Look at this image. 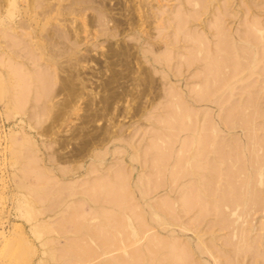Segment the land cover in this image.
Segmentation results:
<instances>
[{
  "label": "rangeland",
  "instance_id": "rangeland-1",
  "mask_svg": "<svg viewBox=\"0 0 264 264\" xmlns=\"http://www.w3.org/2000/svg\"><path fill=\"white\" fill-rule=\"evenodd\" d=\"M263 35L264 0H0V264H264Z\"/></svg>",
  "mask_w": 264,
  "mask_h": 264
},
{
  "label": "bare ground",
  "instance_id": "bare-ground-1",
  "mask_svg": "<svg viewBox=\"0 0 264 264\" xmlns=\"http://www.w3.org/2000/svg\"><path fill=\"white\" fill-rule=\"evenodd\" d=\"M193 1H195V0H193ZM195 3H197V2H195ZM199 3H200V2H199ZM222 17H223V16H222ZM222 17H220L219 19L221 20ZM196 18H197V17H196ZM219 19H218V20H219ZM218 20H217V21H218ZM182 21H183V20H182ZM255 22H257V21H255ZM255 22H253V24H255ZM183 23H185V22H183ZM219 23H220V21H219ZM256 24H257V23H256ZM216 25H218V24H216ZM219 26H220V25H219ZM219 26H218V27H219ZM222 26H223V25H222ZM256 26L259 27L258 30H259L260 32L263 33V29H262L260 26H258V25H256ZM256 26H255V29H257ZM227 28H228V27H227ZM218 29H219V28H218ZM250 29H251V28H250ZM219 30H222V29H219ZM250 31H251V30H250ZM250 31H249V32H250ZM223 32H224V31H223ZM252 32H253V31H252ZM220 33H221V32H219V35H220ZM226 33H227V32H226ZM226 33H225V36H227ZM258 33H259V32H258ZM262 33H260V34H262ZM223 34H224V33H223ZM249 34H250V33H249ZM252 35H254V34H252ZM256 35H257V34H256ZM217 36H218V35H217ZM223 36H224V35H223ZM253 37H254V36H253ZM263 37H264V35H263ZM224 38H225V37H224ZM224 38H223V37L221 38V39H222V42H221L222 45H223V42H226V41H224V40H227V38H225V39H224ZM235 38H236V37H235ZM235 38H234V39H235ZM256 38H257V37H256ZM256 38H255V39H256ZM191 39H192V38H191ZM218 39H219V38H218ZM259 39H260V38H259ZM199 40H200V39H199ZM202 40H204V38L201 39L200 42H202ZM227 41H228V40H227ZM236 41H237V40H236ZM263 41H264V38H263ZM203 42H204V44L207 43V42H205V40H204ZM201 44H202V43H201ZM207 44H208V43H207ZM216 44H217V43H216ZM226 44H227V46H224V47H228V42L225 43V45H226ZM261 44H262V43H261ZM200 46H201V45H200ZM206 46H207V45H203V47H206ZM214 46H215V45H214ZM219 46H221V45H219ZM229 46H230V45H229ZM245 46H246V45H245ZM249 46H250V45H249ZM203 47H201V48H202V51H203ZM207 47H208V46H207ZM207 47H206V48H207ZM201 48H200V50H201ZM237 48H238V47H237ZM221 49H222V46H221ZM224 49H225V48H224ZM227 49H228V48H227ZM227 49H225V50L227 51ZM205 50H206V49H205ZM222 50H223V49H222ZM250 50H251V49H250ZM192 51H194V50H192ZM192 51H191V52H192ZM207 51H208V49H207ZM209 51H210V50H209ZM228 51H229V50H228ZM240 51H241V50H240ZM251 51H252V50H251ZM211 52H212V51H211ZM217 52H218V51H217ZM217 52H215L216 55H217ZM201 53H202V52H201ZM205 53L207 54L206 51H205ZM209 53H210V52H209ZM219 53H220V55L222 56L221 58H223V57H224V56H223L224 53H223V55H222L221 52H219ZM219 53H218V54H219ZM226 53H227V52H226ZM259 53H260V52H259ZM206 54H205V55H206ZM210 54H211V53H210ZM210 54H209V55H210ZM230 54H231V52H230ZM241 54H242L243 56L245 55V54H243V53H241ZM192 55H193V54H192ZM205 55H203V57H204ZM207 55H208V54H207ZM209 55H208V56H209ZM226 55H228V54H226ZM200 56H201V55H200ZM211 56H212V55H210L209 57L213 59V57H211ZM218 56H219V55H218ZM232 56H233V55H232ZM250 56H251V55H250ZM250 56H248L249 59H250ZM259 56H260V55H259ZM226 57H227V56H225V58H226ZM190 58H191V57H190ZM206 58H207V57H206ZM206 58H205V59H206ZM221 58H219V59H221ZM228 58H229V56H228ZM228 58H227V60H229ZM243 58H244V57H243ZM245 58H247V55H246ZM195 59H196V58H195ZM201 59H202V58H201ZM230 60H231V59H230ZM7 61H8V60H7ZM188 61H189V59H188ZM213 61H214V60H213ZM225 61H226V60H225ZM233 61H235V60H233ZM9 62H10V61H9ZM255 62H256V61H255ZM210 63H213V62H210ZM231 63H232V61H231ZM234 63H236V62H234ZM242 63H244V61H243ZM257 63H258V62H257ZM9 64H10V63H9ZM228 64H229V62H228ZM228 64H227V66H228ZM11 65H12L11 67H12V69H13V73H14V74H17V75H18V74L20 75L19 70H20L21 68L18 67L19 70H17V65H16V64H15V65H14V64H11ZM225 65H226V64H225ZM233 65H234V64H233ZM238 65H239V64H238ZM241 65H242V64H241ZM215 66H216V65H215ZM235 66H236V65H235ZM8 67H9V65H8ZM220 67H221V66H219V68H220ZM229 67H230V65H229ZM249 67H250V66H249ZM213 68H214V67H213ZM225 68H226V67H225ZM231 68H232V67H231ZM231 68H230V71H231L232 73H235V71L232 70V69L235 68V67L233 66V68H232V69H231ZM242 68H244V67L242 66V67H241V70H243ZM250 68H251V67H250ZM26 69H27V68H26ZM210 69H212V68H210ZM220 69H221V68H220ZM237 69H238V66H237ZM214 70H215V69H214ZM223 70H224V69H223ZM225 70H227V69H225ZM248 70H249V69H248ZM238 71H239V70H238ZM213 72H214V71H213ZM245 72H246V71H245ZM247 72H248V71H247ZM210 73H211V72H210ZM225 73H226V72H225ZM227 73H228V72H227ZM238 73H239V72H238ZM42 74H43V73H42ZM207 74H208V73H207ZM213 74H214V73H213ZM230 74H231V73H230ZM230 74H229V75H230ZM251 74H254V73H251ZM22 75H23V74H22ZM29 75H31V74H29ZM35 75H36V74H35ZM43 75H44V74H43ZM219 75H220V74H219ZM245 75H246V74H245ZM23 76H24V75H23ZM32 76H34V75H32ZM44 76H45V75H44ZM46 76H48V75H46ZM46 76H45V77H46ZM212 76H213V75H212ZM225 76H226V75H225ZM246 76H249V75H246ZM45 77H44V78H45ZM219 77H220V76H219ZM219 77H218V78H219ZM221 77H222V76H221ZM226 77H227V76H226ZM32 78H35V76L32 77ZM44 78H43V79H44ZM48 78H49V77H48ZM211 78H212V77H211ZM211 78H210V79H211ZM214 78H215V77H214ZM240 78H241V77H240ZM240 78H239V79H240ZM43 79H42V80H43ZM49 79H51V78H49ZM208 79H209V78H208ZM222 79H223V78H222ZM222 79H221V80L219 79V80L222 81ZM243 79L246 80V77L243 78ZM243 79H242V80H243ZM22 80H24L23 77H22ZM45 81H46V80H45ZM237 81H238V80H237ZM17 83H18V82H17ZM30 83H31V85H32V81H30ZM234 83H236V82H234ZM19 84H20V83H18V86H20ZM24 84H25V83H24ZM230 84H231V82H230ZM29 85H30V84H29ZM46 85H48V84H46ZM208 85L210 86V85H212V83H211V84H208ZM214 85H215V84H214ZM7 86H8V85H7ZM16 86H17V84H16ZM24 86H25V85H24ZM24 86H23V88H24ZM36 86H37V85H36ZM209 86H208V87H209ZM227 86L229 87L228 83H227ZM230 86H231V85H230ZM232 86H233V85H232ZM10 87H11V86H10ZM29 87L32 88L31 86H29ZM29 87H27L28 90H29ZM40 87H41V86H40ZM42 87H43V86H42ZM202 87H203V86H202ZM211 87H212V86H211ZM220 87H221V85H220ZM234 87H235V86H234ZM234 87H233V88H234ZM35 88H36V87H35ZM35 88H34V89H35ZM24 89H25V88H24ZM42 89H45V88H42ZM42 89H41V90H42ZM201 89H202V88H201ZM204 89H205V88H204ZM213 89H214V88H213ZM225 89H226V88H225ZM37 90H38L37 92L39 93L40 90H39V89H37ZM46 90H47V88H46ZM202 90H203V89H202ZM209 90H210V89H209ZM16 91H17V92H20V91H18V90H16ZM34 91H36V90H34ZM47 91H48V90H47ZM203 91H204V90H203ZM207 91H208V90H207ZM210 91H211V90H210ZM49 92H50V91H48L47 94H49ZM225 92H226V91H225ZM208 93H209V92H208ZM211 93H212V92H211ZM22 94H23V93H22ZM24 94H25V93H24ZM44 94H45V93H44ZM225 94H226V93H225ZM229 94H230V93H229ZM254 94H256V91H255ZM254 94H253V95H254ZM45 95H46V94H45ZM45 95H44V96H45ZM200 95H201V97H202V94H200ZM203 95H204V94H203ZM205 95H206V94H205ZM251 95H252V94H251ZM253 95H252L251 98H253ZM207 96H208V95H207ZM249 96H250V95H249ZM254 96H255V95H254ZM16 97H18V96L16 95ZM255 97H256V96H255ZM22 98H23V97H22ZM22 98H21V99H22ZM45 98H46V96H45ZM13 99H14V98H13ZM19 99H20L19 97H18V98H15V99H14V100H15L14 103L17 104V102H18L17 100H19ZM253 99H254V98H253ZM258 99H259V98H258ZM23 100H24V98H23ZM254 100H255V99H254ZM12 101H13V100H12ZM16 101H17V102H16ZM25 101H26V100H25ZM216 101H217V99H216ZM250 101H251V99H250ZM250 101H249V102H250ZM252 101H253V100H252ZM20 102H21V101H19L18 103H20ZM23 102H24V101H23ZM181 102H182V101H181ZM212 102H213V101H212ZM219 102H220V101H219ZM245 102H246V101H245ZM247 102H248V100H247ZM249 102H248V103H249ZM14 103H13V106H14ZM221 103H222V102H221ZM253 103H254V102H253ZM182 104H183V102H182ZM259 104H260V103H259ZM184 105H185V104H184ZM186 105H187V104H186ZM247 105H248V104H247ZM255 105H256V104H255ZM17 106H18V108H19V107L21 106V104H20V105L17 104ZM179 106H180V104H179ZM252 106H254V105L252 104ZM184 108H185V107H184ZM247 108H248V107H247ZM256 108L259 109L258 107H256ZM19 109H20V108H19ZM245 109H246V108H245ZM249 109H252V111L254 110L253 108H249ZM233 110H234V109H233ZM180 111H181V110H180ZM203 111H204V110H203ZM235 111H237V110H235ZM250 111H251V110H250ZM250 111H249V114L251 113ZM258 111H259V110L255 111V112H258ZM183 112H184V111H183ZM208 112H209V111H208ZM241 112H242V111H241ZM243 112H244V111H243ZM260 112H261V113H260V115H261V114H262V111H260ZM177 113H178V112H177ZM185 113H186V112H185ZM209 113H210V112H209ZM258 113H259V112H258ZM181 114H183V113H181ZM193 114H194V113H193ZM195 114H196V112H195ZM238 114H239V112H238ZM251 114H252V113H251ZM263 114H264V113H263ZM183 115H184V114H183ZM189 115H190V112H189ZM201 115H202V114H201ZM216 115H217V114H216ZM231 115H233V114H231ZM231 115H230V116H231ZM252 115H253V114H252ZM254 115H255V113H254ZM256 115H257V113H256ZM256 115H255V116H256ZM260 115H258V116H260ZM176 116H177V115H176ZM176 116H174V117H176ZM178 116H179V115H178ZM184 116H185V115H184ZM184 116H183V117H184ZM234 116H235V115H234ZM239 116H240V115H239ZM239 116H238V117H239ZM258 116H256V117H258ZM261 116H262V115H261ZM250 117H252V116L250 115ZM184 118H186V117H184ZM190 118H191V117H190ZM200 118H201V117H200ZM210 118H211V117H210ZM229 118H231V117H229ZM243 118H244V117H243ZM247 118H248V117H247ZM253 118H255V117L253 116ZM253 118L249 120V125H248V126H252ZM186 119H187V118H186ZM211 119H212V118H211ZM225 119H226V118H225ZM248 119H249V118H248ZM248 119H247V120H248ZM191 120H193V118H192ZM200 120H201V119H200ZM196 121H197V118H196ZM229 121H230V120H229ZM238 121H239V120H238ZM244 122H245V121H244ZM176 123H177V122H176ZM176 123H175V124H176ZM224 123H225V122H224ZM229 123H231V122H229ZM242 123H243V122H242ZM188 124H189V123H188ZM193 124H194V122H193ZM208 124H209V122H208ZM208 124H207V125H208ZM211 124H212V123H211ZM239 124H240V123H239ZM246 124H247V123H246ZM258 124H259V122H258ZM258 124H257V125H258ZM171 125H172V124H171ZM191 125H192V124H191ZM229 125H230V124H229ZM254 125H255V124H254ZM174 126H177V128H178V125H174ZM243 126H244V124H243ZM245 126H246V125H245ZM248 126H247V127H248ZM193 127H194V126H193ZM195 127H196V126H195ZM207 127H208V126H206V128H207ZM236 127H237V126H236ZM247 127H246V128H247ZM190 128H191V127H190ZM198 128H199V127H198ZM211 128H212V127H211ZM218 128H219V127H218ZM250 128H251V127H250ZM250 128H249V129H250ZM188 129H189V126H188ZM199 129H201V128H199ZM208 129H210V128H208ZM214 129H215V127H214ZM251 129H252V128H251ZM257 129H258V127H257ZM184 130H185V129H184ZM216 130H218V129H216ZM193 131H194V130H193ZM220 131H222V130H220ZM251 131H252V130H251ZM251 131H250V133H251ZM177 132H178V131H177ZM253 132H254V130H253ZM255 132H256V131H255ZM216 133H217V132H216ZM246 133H247V132H246ZM198 134H199V132H198V133H195V135H194V137H193V138H195V143H196L197 140H198L197 142H199V140H200ZM210 134H212V133H210ZM255 134H256V133H255ZM205 136H206V135H205ZM219 136H220V135H219ZM250 136H251V135H250ZM253 136H254V135H253ZM251 137H252V136H251ZM251 137H250V138H251ZM209 138H210V137H209ZM222 138H223V136H222ZM258 138H260V137H258ZM261 138H262V137H261ZM189 139H190V138H189ZM210 139H211V138H210ZM162 140H163V139H162ZM204 140H206V138H205ZM207 140H208V139H207ZM253 140H254V139H253ZM17 141H18V140H17ZM163 141H165V140H163ZM256 141H257V139H256ZM15 142H16V141H15ZM260 142H261V141H260ZM262 142H263V141H262ZM169 143H170V142H169ZM189 143H190V142H189ZM199 143H200V142H199ZM205 143H206V142H205ZM205 143H204V144H205ZM233 143H234V142H233ZM187 144H188V142H187ZM187 144H186V146H187ZM212 144H213V143H212ZM15 145H16V144H15ZM15 145H14V146H15ZM219 145H220V144H219ZM260 145H261V144H260ZM201 146H202V145H201ZM203 146H205V145H203ZM210 146H211V145H210ZM223 146H224V145H223ZM207 147H208V146H207ZM213 147H214V145H213ZM186 148H188V147H186ZM194 148H195V147H194ZM208 148H209V147H208ZM210 148H211V147H210ZM210 148H209V150H210ZM217 148H218V147H217ZM27 149H28V148H27ZM184 149H185V148H184ZM204 149H206V147H205ZM257 149H258V148H257ZM260 149H264V148H263V145H262V147H260ZM188 150H189V148L187 149V151H188ZM23 151H24V150H23ZM28 151H29V150H28ZM202 151H203V150H202ZM219 151H220V150H219ZM192 152H193L192 156L195 157V156L198 154V148H195V150L193 149ZM203 152H205V151H203ZM205 153H206V152H205ZM220 153H222V151H221ZM223 153H224V152H223ZM228 153H229V152H228ZM261 153L264 154V152H261ZM24 154H25V153H24ZM239 154H240V153H239ZM21 155H22V154H21ZM168 155H169V154H168ZM183 155H184V154H183ZM186 155H187V153H186ZM258 155H259V154H258ZM162 156H163V155H162ZM164 156H165V154H164ZM164 156H163V158H164ZM205 156H206V155H205ZM209 156H210V155H209ZM219 156H220V155H219ZM234 156H235V155H234ZM252 156H253V155H252ZM260 156H261V155H260ZM262 156H263V158H262V160H263V159H264V155H262ZM167 157H169V156H167ZM180 157H181V156H180ZM188 157H189V156H188ZM210 157H211V156H210ZM217 157H218V156H217ZM253 157H254V156H253ZM19 158H20V156H19ZM231 158H232V157H231ZM160 159H161V158H160ZM164 159H165V158H164ZM181 159H182V158H181ZM256 159H257V158H256ZM179 160H180V158H179ZM182 160H183V159H182ZM209 160H210V159H209ZM226 160H227V159H226ZM254 160H255V159H254ZM260 160H261V159H260ZM262 160H261V161H262ZM161 161H162V160H161ZM165 161H166V160H165ZM194 161H195V160H194ZM194 161L192 160L190 166H191V165H194V164H193ZM256 161H258V160H256ZM210 162H211V161H210ZM162 163H163V162H162ZM179 163H180V161H179ZM194 163H196V161H195ZM227 163H228V162H227ZM233 163H234V161H233ZM256 163H259V161L256 162ZM260 163H261V162H260ZM165 164H166V163H165ZM165 164H164V165H165ZM214 164H215V163H214ZM252 164H253V163H252ZM214 166H215V165H214ZM216 166H217V165H216ZM216 166H215V168H216ZM230 166H231V165H230ZM253 166H254V165H252V167H253ZM32 167H33V166H32ZM27 168H28V167H27ZM209 168H210V167H209ZM250 168H251V167H250ZM177 169H178V168H177ZM204 169H205V168H204ZM211 169H212V168H211ZM211 169H210V170H211ZM217 169H218V167H217ZM217 169H216V170H217ZM243 169H245V166H244ZM257 169H259V170H258V171H259V174L262 175V174H263V169H264V163L262 162V164H261L260 166L258 165V168H257ZM257 169H255V170H257ZM161 170H163V169H161ZM218 170H219V169H218ZM255 170H254V172H255ZM24 171H26V170L24 169ZM179 171H180V170H178V172H179ZM213 171H214V170H213ZM258 171H257V172H258ZM26 172H27V171H26ZM180 172H181V171H180ZM231 172H232V170H231ZM231 172H229V173H231ZM243 172H244V171H243ZM173 173H174V172H173ZM176 173H177V172H176ZM187 173H189V170H188ZM221 173H223V172H221ZM255 173H256V172H255ZM181 174H182V173H181ZM209 174H210V173H209ZM214 174H215V173H214ZM217 174H218V173H217ZM24 175H26V174H24ZM27 175H28V174H27ZM185 175H186V174H185ZM218 175H219V174H218ZM173 176H174V175H173ZM175 176H176V175H175ZM179 176H180V175L178 174V177H179ZM200 176H201V175H200ZM216 176H217V175H216ZM257 176H258V175H257ZM262 176H263V175H262ZM47 177H48V176H47ZM229 177H230V176H229ZM253 177H254V176H253ZM24 178H25V176H24ZM26 178H27V177H26ZM30 178H31V177H30ZM45 178H46V176H45ZM174 178H176V177H174ZM256 178H257V177H256ZM31 179H32V178H31ZM233 179H234V178H233ZM233 179H232V181H233ZM21 180H22V179H21ZM121 180H122V179H121ZM216 180H217V178H216ZM230 180H231V179H230ZM230 180H228V181H230ZM243 180H244V179H243ZM123 181H124V179H123ZM232 181H231V182H232ZM35 182H36V181H35ZM233 182H234V181H233ZM233 182H232V183H233ZM236 182H237V181H236ZM236 182H235V183H236ZM241 182H242V181H241ZM260 182H262V181L260 180ZM36 183H37V182H36ZM118 183H119V182H118ZM118 183H117V184H118ZM229 183H230V182H229ZM237 183H238V182H237ZM237 183H236V184H237ZM246 183H247V182H246ZM246 183H245V184H246ZM97 184H98V186L95 185V187H94L95 189H98V188L105 189V187H104L105 184L102 185V183H101V185H102L101 187H100L99 183H97ZM107 184H108V182H107ZM111 184H112V183H111ZM215 184H216V183H215ZM241 184H242V183H241ZM29 185H30V184H29ZM33 185H34V184H32V186H33ZM93 185H94V184H93ZM119 185H120L121 189H120V187H119L118 185H117L116 187H119V189L122 191V194H123V195L121 194V191L119 190V192H120V193H119V196H120V194L122 195V196H120V199H121V198H122L124 195H126V193H127V192L125 193V191H126V185H127V184L125 185V183H124V184L122 183V185H121V184H119ZM123 185H124V187H123ZM193 185H194V184H193ZM211 185H212V184H211ZM226 186H227V185H226ZM233 186H234V185H233ZM238 186L241 187L240 185H238ZM245 186H246V185H245ZM247 186H248V184H247ZM252 186H253V185H252ZM27 187H28V186H27ZM102 187H103V188H102ZM91 188H92V187H91ZM184 188H186V187H184ZM244 188H245V187H244ZM31 189H32V188H31ZM92 189H93V188H92ZM92 189H91V190H92ZM95 189H94V190H95ZM107 189H108V188H107ZM250 189H251V185H250ZM254 189H255V188H254ZM263 189H264V188H263ZM115 190H116V189H115ZM115 190H114V192H115ZM181 190H182V189H181ZM194 190H196V189H194ZM194 190H193V191H194ZM245 190H246V189H245ZM251 190H253V189H251ZM33 191H34V190H33ZM99 191H101V190H99ZM116 191H117V190H116ZM227 191H228V190H227ZM229 191H230V190H229ZM261 191H262V190H261ZM263 191H264V190H263ZM263 191H262V192H263ZM94 192H95V191H94ZM94 192H93V194H94ZM96 192H97V191H96ZM96 192H95V193H96ZM108 192H109V191H108ZM196 192H197V190H196ZM196 192H195V193H196ZM234 192H236V191H234ZM245 192H246V191H244V193H245ZM100 193H101V192H100ZM109 193H110V192H109ZM111 193H112V192H111ZM146 193H147V192H146ZM180 193H181V192H180ZM200 193H201V192H200ZM212 193H213V192H212ZM96 194H97V193H96ZM113 194H114V193H113ZM116 194H118V192H117ZM190 194H191V193H190ZM190 194H189V196H190ZM192 194H193V192H192ZM196 194H197V193H196ZM196 194H195V195H196ZM226 194H227V193H226ZM245 194H246V193H245ZM245 194H243V195H245ZM105 195H106V194H105ZM109 196H110V195H109ZM113 196H114V195H113ZM199 196L202 197L201 194H200ZM232 196H234V195H233V191H232ZM238 196H239V195H237V196H235V197H238ZM240 196H241V195H240ZM95 197H97V196H95ZM95 197H94V200H95ZM104 197H105V196H104ZM111 197H112V196H111ZM111 197H108V198H111ZM193 197H194V196H193ZM193 197H190V198H193ZM224 197L226 198V196H224ZM241 197H242V196H241ZM258 197L263 198V197L260 196V195H259ZM91 198H92V197H91ZM97 198H98V197H97ZM106 198H107V197H106ZM114 198H115V197H114ZM181 198H182V199L184 198L183 200H185V197H184V196H181ZM239 198H240V197H239ZM261 198H260V200H261ZM92 199H93V198H92ZM112 199H113V198H112ZM120 199H119L118 203H121V202L124 201L123 198H122L123 201L120 202ZM126 199H127V198H126ZM182 199H181V200H182ZM194 199H195V198H194ZM203 199H205V198H203ZM232 199H233V197H232ZM242 199H243V197H242ZM252 199H254V198H252ZM94 200H93V201H94ZM108 200H110V199H108ZM177 200H178V199H177ZM220 200H221V199H220ZM237 200H238V198H237ZM106 201H107V200H106ZM175 201H176V200H175ZM189 201H192V200H189ZM198 201H199V200H198ZM222 201H223V200H222ZM227 201H228V199H227ZM258 201H259V200H258ZM126 202H127V201H125V203H126ZM232 202H233V201H232ZM234 202H237V203H238V201H236V200H235ZM114 203L117 204V202H114ZM123 203H124V202H123ZM175 203H176V202H175ZM182 203H184V202H182ZM189 203H190V202H189ZM191 203H192V202H191ZM222 203H223V202H222ZM224 203H226V202L224 201ZM247 203H249V202H247ZM252 203H253V202H252ZM256 203H257V202H256ZM121 204H122V203H121ZM177 204L179 205V201H177ZM201 204H202V203H201ZM220 204H221V203H220ZM228 204H229V202L227 203V205H228ZM235 204H236V203H233V205H235ZM221 205H222V204H221ZM247 205H248V204H247ZM203 206H204V205H203ZM222 206H224V204H223ZM228 206H230V208H231L232 205L229 204ZM235 206H236V205H235ZM243 206H244V204H243ZM248 206H249V205H248ZM188 207H189V205H188ZM190 207H192V206H190ZM201 207H202V206H201ZM232 207H233V206H232ZM118 208H119V207H118ZM121 208H122V207H121ZM129 208H130V207H129ZM203 208H204V207H203ZM233 208H234V207H233ZM235 208H236V207H235ZM239 209H241V208H239ZM178 210H179V209H178ZM181 210H182V209H181ZM200 210H201V209H200ZM203 210H204V209H203ZM236 210H237V209H236ZM239 211H240V210H239ZM201 212H202V211H201ZM232 212L235 213V212H236L235 209H233ZM244 212H245V211H244ZM244 212H243V213H244ZM243 213H242V214H243ZM78 214H79V213H78ZM78 214H77V215H78ZM134 214L136 215V213H134ZM206 214H207V213H206ZM206 214H205V215H206ZM246 214H247V213H246ZM73 215H74V214H73ZM79 215H80V214H79ZM116 215H118V214H116ZM129 215H130V214H129ZM142 215H143V214H142ZM142 215H141V217H142ZM201 215H202V214H201ZM244 215H245V214H244ZM244 215H243V216H244ZM127 216H128V215H127ZM132 216H133V215H132ZM136 216H138L137 218L140 217L139 215H136ZM179 216H180V215H179ZM117 217H118V216H117ZM117 217L115 216V218H117ZM133 217H134V216H133ZM175 217H177V216H175ZM79 218H80L81 221H82V219H83L84 217H83V218L79 217ZM118 218H119V217H118ZM76 219H77V218H76V216H75L74 221H75ZM101 219H102V218H101ZM113 219H114V218H113ZM119 219H120V218H119ZM119 219H118V220H119ZM125 219H126V218H125ZM135 219H136V218H135ZM141 219H142V218H141ZM141 219H140V220H141ZM72 221H73V220H72ZM78 221H79V219H78ZM81 221H80V223H81ZM99 221H100V220H99ZM123 221H124V220H123ZM173 221H175V220H173ZM228 221H229V220H228ZM75 222H76V221H75ZM83 222H84V221H83ZM110 222H111V221H110ZM110 222H109V224H110ZM118 222H119V221H118ZM124 222H125V221H124ZM138 222H139V221H138ZM72 223H73V222H72ZM99 223H100V222H99ZM116 223H117V222H116ZM141 223H142V222H141ZM227 223H228V222H227ZM73 224H74V223H73ZM75 224H77V222H76ZM81 224H82V223H81ZM123 224H125V223H123ZM128 224H129V223H128ZM230 224H231V223H230ZM61 225H62V224H61ZM87 225H88V224H87ZM104 225H105V224H104ZM104 225H103V226H104ZM110 225H111V224H110ZM226 225H227V224H226ZM112 226H113V225H112ZM125 226H126V225H125ZM142 226H143V225H142ZM228 226H230V225L228 224ZM228 226H227V227H228ZM242 226H243V225H242ZM54 227H55V226H54ZM61 227H62V226H61ZM61 227H57V228H61ZM74 227L76 228V227H78V226L76 225V226H74ZM105 227H107V226H105ZM126 227H127V226H126ZM181 227H183V226H181ZM224 227H225V226H224ZM48 228H49V226H48ZM52 228H53V227H52ZM79 228H80V227H79ZM91 228H92V227H91ZM94 228H95V226H94ZM101 228H102V227H101ZM122 228H123V225H122ZM183 228H184V227H183ZM225 228H226V227H225ZM242 228H244V227H241L240 230H241ZM95 229H96V228H95ZM111 229H112V228H110V230H111ZM116 229H117V228H116ZM139 229H140V228H139ZM141 229H142V235H143L144 238H145V235H144V234H146L147 231H145V233H144V231H143L144 228H141ZM141 229H140V231H141ZM184 229H187V227H185ZM104 230H105V229H104ZM117 230H118V229H117ZM123 230H125V229H123ZM123 230L121 229V231H123ZM135 230H136V229H135ZM149 230H150V228H149ZM240 230L237 229V232L240 231ZM58 231H60V229H59ZM86 231H87V229H86ZM88 231H89V229H88ZM90 231H93V230H90ZM90 231H89V232H90ZM94 231L96 232V234H98L96 230H94ZM100 231H101V230L99 229V232H100ZM102 231H103V230H102ZM105 231H107V230H105ZM242 231H243V230H242ZM242 231H240V233H241ZM103 232H104V231H103ZM116 232H117V231H116ZM118 232H119V231H118ZM126 232H127V231H126ZM149 232H150V231H149ZM245 232H247V229H245L244 233H245ZM87 233H88V232H87ZM100 233H101V232H100ZM106 233H107V232H106ZM108 233H109V232H108ZM110 233H111V231H110ZM123 233H124V232H123ZM151 233H152V232H151ZM91 234H92V233H91ZM93 234H94V232H93ZM114 234H115V233H114ZM153 234H155V232H154ZM157 234H158V233H157ZM241 234L243 235V232H242ZM82 235H83V234H82ZM82 235H81V236H82ZM100 235H101V234H100ZM112 235H113V234H112ZM117 235H118V234H117ZM123 235H124V234H122V236H121L122 239L124 238ZM126 235H127V234H126ZM126 235H125V236H126ZM245 235H246V236H245ZM245 235L243 236V239H244V237H245L244 241H247V234H245ZM81 236H80V238H81ZM85 236H86V238H87V235H85ZM89 236H90V235H89ZM95 236H96V235H95ZM97 236H99V235H97ZM97 236H96V237H97ZM109 236H111V235H108V234H107L108 239H109ZM140 236H141V234H140ZM90 237H92V236H90ZM101 237H103V236H101ZM101 237H100V238H101ZM104 237H106V236H104ZM112 237H113V236H112ZM115 237H116V235H115ZM135 237H136V236H135ZM152 237L154 238V235H153ZM157 237H158V235L155 237V240H156V241H157ZM240 237H241V236H240ZM77 238H79V237H77ZM80 238H79V239H80ZM86 238H85V239H86ZM113 238H114V237H113ZM137 238H138V237H137ZM141 238L143 239L142 236H141ZM153 238H152V239H153ZM258 238H259V237H258ZM81 239H83V238H81ZM81 239H80V240H81ZM105 239H106V238H104V240H105ZM110 239H111V238H110ZM120 239H121V238H120ZM149 239H151V236L149 237ZM152 239H151V240H148V241H149V242H152ZM159 239H161V238H158V242H160L161 245H164L163 243L166 244V242H165L166 240L161 239L162 241H164V242L162 243V241H161V240L159 241ZM98 240H99V239H98ZM101 240L104 241L103 239H100V241H101ZM114 240H115V239H114ZM239 240H240V239H239ZM85 241H86V240H85ZM112 241H113V239L111 240V242H112ZM116 241H117V239H116ZM121 241H123V240H121ZM153 241H154V240H153ZM242 241H243V240H242ZM257 241H258V240H257ZM87 242H89V241H87ZM109 242H110V241H109ZM113 242H114V241H113ZM118 242H119V241H118ZM118 242H116V243H118ZM123 242H126V241H123ZM128 242L131 243L130 241H128ZM128 242H126V243H128ZM149 242H146V243L148 244ZM158 242H157V244H158ZM90 243H91V242H90ZM96 243H97V241H96ZM100 243H101V242H100ZM103 243H105V242H103ZM169 243H170V242H169ZM171 243H172V241H171ZM176 243H177V242H176ZM179 243H180V242H179ZM199 243H200L201 246H203V247L205 248L206 251H209V252L211 253V251L209 250V246H208L207 244H205V242H203V241L201 240V242L199 241ZM82 244H84V243H82ZM82 244L80 243L81 246H78V245H77V241H76V243H75V242L70 243V244L68 245V247H67V252H68V250H69V251H71V253H72V252L75 253V254L77 253L79 256H81V257L85 256L86 258H88L86 255H88V256L90 255L89 258L93 259V256H91V251H92L93 249H91V248L88 249V247H86L85 245H82ZM86 244H89V243H86ZM97 244H98V243H97ZM107 244H108V243H107ZM119 244H120V243H119ZM131 244H133V243H131ZM150 244L153 245L152 243H150ZM150 244L147 245V246H149V248L152 247ZM155 244H156V243H155ZM160 244H159V245H160ZM167 244H168V243H167ZM111 245H112V244H110V246H111ZM116 245H117V244H115V246H116ZM168 245H169V244H168ZM176 245H178V244H176ZM256 245H257V242H256ZM119 246H120V245H119ZM119 246H118V247H119ZM122 246H123V245H122ZM124 246L127 247V246H129V244H128L127 246H126V245H124ZM131 246H132V245H131ZM150 246H151V247H150ZM178 246H179L178 248H181V243H180V245H178ZM134 247H135V246H134ZM154 247H155V246H154ZM161 247H162V246H161ZM175 247H176V246H175ZM116 248H117V247H116ZM121 248H122V247H120V248H118V249L121 250ZM129 248H130V247H129ZM135 248H137V247H135ZM138 248H140V247H138ZM144 248H145V247H144ZM146 248H147L146 250L149 249L148 247H146ZM152 248H153V247H152ZM159 248H160V247H159ZM162 248H163V247H162ZM166 248H167V247H166ZM184 248H185L184 250L187 251L186 247H184ZM124 249H125V248H124ZM127 249H128V247L126 248V250H127ZM202 249H203V248H202ZM112 250H113V249H112ZM112 250H111V251H112ZM128 250H129V249H128ZM132 250H134L133 253H129V252H131ZM146 250H145V249H143V250H141V249H140V250L137 249V250H136V249H133V248H132V249H130V251H128V254H129V255L132 254V255H130V257L133 256L132 258H136V257H140V255H141L142 253H143V254H142L141 256H144V253L146 254V252H147ZM157 250H158V249H157ZM148 251H149V250H148ZM155 251H156V250H155ZM155 251H154V252H155ZM64 252H65V250H64ZM93 252H94V251H93ZM93 252H92V253H93ZM95 252H96V251H95ZM115 252H116V251H115ZM119 252H120V251H119ZM150 252H151V251H150ZM168 252H169V251H168ZM182 252H183V248H182ZM184 252H185V251H184ZM73 253H72V254H73ZM98 253H99V252H98ZM106 253H108V252H106ZM113 253H114V252H113ZM126 253H127V252H126ZM148 253H149V252H148ZM148 253H147V255H148ZM186 253H187V252H186ZM104 254H105V253H104ZM110 254H111V253H109L108 255H110ZM114 254H115V253H114ZM161 254H162V253H161ZM188 254H189V252L187 253V255H188ZM73 255H74V254H73ZM82 255H83V256H82ZM93 255H97V252H96V254H93ZM101 255H102V254H101ZM106 255H107V254H106ZM117 255H118V253H117ZM117 255H116V256H117ZM162 255H163V254H162ZM164 255H165V254H164ZM164 255H163V257H164ZM57 256L60 257L59 254H57ZM116 256H115V257H116ZM156 256H157V255H156ZM76 257H77V256H76ZM85 257H84V258H85ZM96 257H97V256H96ZM96 257H94V258L96 259ZM147 257H148V256H147ZM152 257H153V255H152ZM152 257H151V258H152ZM159 257H160V256H159ZM159 257H158V258H159ZM168 257H169V255H168ZM84 258H83V259H84ZM86 258H85V260H86ZM140 258H141V257H140ZM142 258H143V257H142ZM148 258H149V257H148ZM57 259H58V258H57ZM97 259H98V258H97ZM121 259H122V261H121L120 259H116L114 264H117L116 262H121V263L124 264L123 258H121ZM144 259H145V258H144ZM154 259H155V258H154ZM156 259H157V258H156ZM87 260H88V259H87ZM117 260H118V261H117ZM119 260H120V261H119ZM131 260H132V259L130 258V261H129V262H131ZM136 260H137V259H136ZM145 260H146V259H145ZM147 260H148V262H149V259H147ZM157 260H158V259H157ZM157 260H156V261H157ZM159 260H161V259H159ZM162 260H164V259H162ZM185 260H186V259H185ZM76 261H77V260H76ZM82 261H84V260H82ZM89 261H90V260H89ZM93 261H95V260L93 259ZM125 261H126V260H125ZM143 261H144V260H143ZM150 261H152V260H150ZM153 261H154V260H153ZM90 262H91V261H90ZM110 262H111V261L106 260L105 263H104V261H103L102 263H103V264H112V263H113V261H112V263H110ZM133 262H134V261H133ZM135 262H136V261H135ZM148 262H147V263H148ZM73 263H74V262H73ZM73 263H72V264H73ZM77 263H78V262H77ZM79 263H80V262H79ZM82 263H84V262H82ZM82 263H81V264H82ZM88 263H89V262H88ZM91 263H92V262H91ZM93 263H94V262H93ZM136 263H137V262H136ZM139 263L141 264L142 262H139ZM150 263H151V262H149V264H150ZM216 263H217V262H216ZM75 264H76V262H75ZM86 264H87V263H86ZM100 264H101V263H100ZM119 264H120V263H119ZM130 264H131V263H130ZM217 264H220V263H217Z\"/></svg>",
  "mask_w": 264,
  "mask_h": 264
}]
</instances>
